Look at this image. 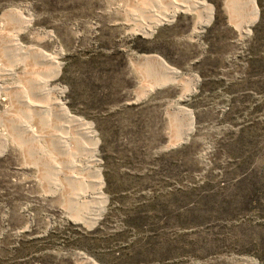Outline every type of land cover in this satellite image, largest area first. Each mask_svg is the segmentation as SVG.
<instances>
[{
	"label": "rangeland",
	"instance_id": "rangeland-1",
	"mask_svg": "<svg viewBox=\"0 0 264 264\" xmlns=\"http://www.w3.org/2000/svg\"><path fill=\"white\" fill-rule=\"evenodd\" d=\"M164 1L0 0V68L12 71L0 83L15 86L0 93V264H264V0L253 22L247 0H205L198 32L177 11L144 34L146 6ZM158 52L176 79L144 61ZM18 86L92 130L103 199L92 223L56 190L70 191L67 156L46 136L65 129L57 111L29 112ZM17 116L35 140L10 136Z\"/></svg>",
	"mask_w": 264,
	"mask_h": 264
},
{
	"label": "bare ground",
	"instance_id": "bare-ground-1",
	"mask_svg": "<svg viewBox=\"0 0 264 264\" xmlns=\"http://www.w3.org/2000/svg\"><path fill=\"white\" fill-rule=\"evenodd\" d=\"M165 2L168 3V7H170V8H168L166 6L168 9L164 8V10L166 9L165 11L163 9H162L163 11H161V10H159L160 8L157 9L156 6H152L150 4L148 6H146L147 10L149 11L148 13L151 15H150V18L146 22H143L144 24H141L140 31H142L146 35H151L154 32L153 29H154L155 25L160 24L163 21H169L171 19V17L174 15V13L177 11H181V12L188 13L191 15H193V14L196 15V17H197L196 18L197 19L196 25L198 28L195 27L194 29H196L197 32L204 25L208 24L210 19H211V8L205 2V0H165L164 3ZM247 2L249 3L250 13H251V15H250L251 17H250L249 22H253V21H255L256 16H257L256 5L254 3V0H247ZM145 11H146V9H145ZM15 13L17 15H19L20 19H22L24 22H26V21L28 22V19L24 18L20 14V12L18 13V11H15ZM10 37L13 40V43H14L13 46H15L18 50L20 49L19 51H22L23 49L21 48L17 37L16 36H10ZM18 50H16V51L18 52ZM24 50L34 53L35 56H36V54H38L41 58L48 60V61L50 60L51 63L52 62L55 63V60L53 59V57L49 56L47 53H45L43 51L36 50V48H34V47H29V48L24 49ZM35 59H36V57H35ZM145 60L149 61V63L156 61L164 69V71L167 72L168 76H170V77L172 76L173 79H176V77L178 76L176 71L172 68H169L160 57L146 56L144 58V61ZM56 68H57V66L55 65V69L53 70V75L56 74ZM52 69H53V67H52ZM7 73L12 74V71L9 69L0 68V76L7 74ZM40 79H42V78H40ZM165 80H166V78H165ZM39 81L40 80L38 79V81H36V82H39ZM39 83H43L42 89L46 90L47 92L62 91L58 87H55L54 90H52L53 88L52 89L50 88V90H49L46 82L40 81ZM196 84H197V79L193 81V85H196ZM13 87H15V86H13L12 84H8V82L6 83V82L2 81L0 83V93L3 92L7 95H10ZM151 88L152 87H150V89ZM17 91H16V93H17L16 101L19 104L24 105L26 108H28L29 112L43 113L44 115L50 116L51 111H54V110L57 111V114L54 113L55 111L53 113L58 116V118L60 119V121H58V122H61L60 126L64 127L65 129L64 130L57 129V132H52V133L51 132L47 133L48 132L47 131L46 136H49L51 138L52 142L56 145V148L57 147L60 148L62 150V152L67 156V159L64 162V167L66 170H68L66 178H67V183H69L68 188L70 189V191H68L67 188L64 189V187H62L61 185L56 187V190L61 189L63 192L64 198H66V200L68 202H70V201L74 202L75 204H78L82 208H84L83 209L84 212L81 210L82 212H81L80 216H78L79 219H81L82 221H84L87 224L92 223L97 218V216L99 215L100 208L103 204V199L99 194V187H100V183H101L100 173H99V170L97 168H93V164H94L95 159L93 158L92 155L95 152L96 141L93 137L92 130L90 129V127L88 126L87 123L83 122L81 119H79L77 117L70 115L66 106L59 99H53V101H52L51 100L52 98L49 97V96H51V94L48 95V98L49 99L51 98L50 102H47L45 104H40V103L32 102L26 94H24V95L22 94L23 95L22 96L21 95V89L19 86H18ZM43 93H44V95L46 94L45 92H43ZM42 100H40L41 103H42ZM182 110H183L182 112H184V115H186L188 118V121H187L188 122V128L185 132V134H187L192 130L193 116H192L191 111L186 110V109H182ZM51 119L53 120L54 118H51ZM55 120L57 121V119H55ZM12 124H13V126L11 127L12 129L10 131V136L13 139L16 138L17 133H20V134L23 133V134H25L26 137L28 136L27 138H30L32 140H35V138L38 137V133L33 128L34 126L32 127L27 122H25V119L22 116H19V117L17 116V118L14 120V122ZM52 124H54V123H52ZM41 133H42V131H41ZM43 134H44V132H43ZM181 138H183V137H181ZM0 139L2 140L1 143L3 145L7 141V138L4 136H0ZM181 140L182 139H180L179 137L176 138L173 141V145L177 144ZM37 147H38V150L41 149V146L38 145ZM76 151L80 154L78 156V158L80 157V160L75 159V155L77 153ZM77 161H80V163H78ZM58 168H59V170L57 169V171H61V172L63 171V168L62 169H61V167H58ZM82 171H84V173L85 172L87 173V175H88L87 179L84 178V176L80 175V173ZM78 172H79V174H77ZM64 182H66V181H64ZM67 183H66V185H67ZM88 187L90 188V190L88 189ZM85 261L88 264H97L96 262H94L90 258H85Z\"/></svg>",
	"mask_w": 264,
	"mask_h": 264
},
{
	"label": "crops",
	"instance_id": "crops-1",
	"mask_svg": "<svg viewBox=\"0 0 264 264\" xmlns=\"http://www.w3.org/2000/svg\"><path fill=\"white\" fill-rule=\"evenodd\" d=\"M170 21H164L163 23H160V24H157L156 26H155V28L158 26V25H161V24H164V23H169ZM171 23V22H170ZM155 28H154V31H155ZM159 54L160 55H162L163 57H165L164 56V54L163 53H161V52H158V55L156 54V55H150V56H157V57H160L163 61H164V63L169 67V68H172V69H174L175 71H176V73L178 74L179 73V71L176 69V68H173V67H171L170 65H168L167 64V62L161 57V56H159ZM154 64H156V66H157V68H160L161 70H164L156 61L155 62H153ZM170 63V62H169ZM168 75V74H167ZM166 77V76H165ZM163 79V78H162Z\"/></svg>",
	"mask_w": 264,
	"mask_h": 264
}]
</instances>
